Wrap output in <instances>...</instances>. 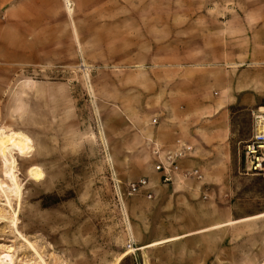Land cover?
Listing matches in <instances>:
<instances>
[{
  "label": "rangeland",
  "instance_id": "1",
  "mask_svg": "<svg viewBox=\"0 0 264 264\" xmlns=\"http://www.w3.org/2000/svg\"><path fill=\"white\" fill-rule=\"evenodd\" d=\"M225 51L264 77V0H52L51 55L0 71V138L26 139L16 185L0 156V264H264V175L242 158L264 100L207 107L215 153L153 179L156 120H199L187 98L212 102L202 75ZM155 194L183 202L159 211Z\"/></svg>",
  "mask_w": 264,
  "mask_h": 264
},
{
  "label": "crops",
  "instance_id": "2",
  "mask_svg": "<svg viewBox=\"0 0 264 264\" xmlns=\"http://www.w3.org/2000/svg\"><path fill=\"white\" fill-rule=\"evenodd\" d=\"M227 36L231 37L232 35L228 33ZM224 46L232 49V39ZM51 51L52 0H0V71L12 72L16 68L25 65H35L42 56H50ZM233 57V51L230 53L225 51L224 56L220 57V61L224 64L220 63V66L202 75L205 77L206 83L215 90L213 97L210 96L209 98L212 102L207 103L205 101L207 99L195 94L190 95L189 99L187 98L191 106L198 108L196 110L200 115L198 116L199 120L192 118L185 121L180 117L156 120L157 125H154V128L158 137L155 138L159 142L156 151L174 149L179 141L181 144L192 147V156L194 157L198 153L214 154L215 152L210 149L216 147L213 144L216 137H226V134L224 135L223 129L217 130L215 124H220L219 120L207 121L202 119L203 116L201 115L209 110L207 107H213L214 112H220L233 106L249 109L264 100V82H262L264 77L260 78L252 68L247 70L237 69L235 71L233 65L237 63L234 62ZM192 79V77H189L184 82L187 83ZM207 124L211 128L205 129L204 127ZM154 173L153 179L162 182V173ZM173 174L171 173V184L179 180V176ZM142 201L158 207V210L161 211L165 208L176 209L180 207L183 199L181 196L173 194L166 196L155 194V196L152 195L148 199L143 197ZM163 207L164 209H162ZM187 235L180 237H186ZM177 239L178 237L150 240L136 250L148 249L156 244Z\"/></svg>",
  "mask_w": 264,
  "mask_h": 264
},
{
  "label": "built area",
  "instance_id": "3",
  "mask_svg": "<svg viewBox=\"0 0 264 264\" xmlns=\"http://www.w3.org/2000/svg\"><path fill=\"white\" fill-rule=\"evenodd\" d=\"M251 118L252 132L242 149L243 171L246 174L264 175V108L253 112ZM191 150L190 146L178 141L176 148L167 150L162 156L160 152H154L158 162L155 171L162 173L163 182H170V174L179 170V160ZM146 185L145 180H139L137 183L129 185L130 194L138 192Z\"/></svg>",
  "mask_w": 264,
  "mask_h": 264
},
{
  "label": "bare ground",
  "instance_id": "4",
  "mask_svg": "<svg viewBox=\"0 0 264 264\" xmlns=\"http://www.w3.org/2000/svg\"><path fill=\"white\" fill-rule=\"evenodd\" d=\"M17 134H12L10 137L8 136L9 138H7L5 141H3L0 138V156L3 158V164L5 166H8L9 168H11V169L8 168L9 171L6 172L5 174H8V176L10 175L9 177L14 182V184H15V179H14V176L12 173L14 160H13V156L10 154L11 153L10 150H13L15 152L20 153L24 148H26V139L21 135L18 136ZM125 255H127V253L123 254V256H125Z\"/></svg>",
  "mask_w": 264,
  "mask_h": 264
}]
</instances>
